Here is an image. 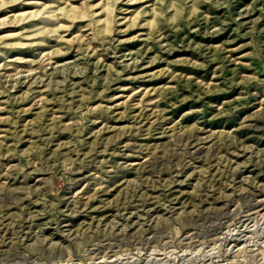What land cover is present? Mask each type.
<instances>
[{
  "label": "rangeland",
  "instance_id": "1",
  "mask_svg": "<svg viewBox=\"0 0 264 264\" xmlns=\"http://www.w3.org/2000/svg\"><path fill=\"white\" fill-rule=\"evenodd\" d=\"M0 264H264V0H0Z\"/></svg>",
  "mask_w": 264,
  "mask_h": 264
},
{
  "label": "bare ground",
  "instance_id": "2",
  "mask_svg": "<svg viewBox=\"0 0 264 264\" xmlns=\"http://www.w3.org/2000/svg\"><path fill=\"white\" fill-rule=\"evenodd\" d=\"M14 57V56H13ZM204 218V217H203ZM12 252V254L14 253L13 251H9V253ZM8 254V253H7ZM11 254V253H10Z\"/></svg>",
  "mask_w": 264,
  "mask_h": 264
}]
</instances>
